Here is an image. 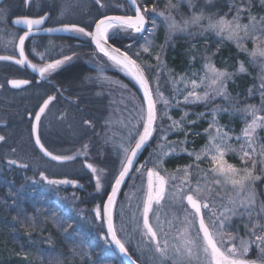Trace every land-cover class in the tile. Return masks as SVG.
<instances>
[{"label":"rangeland","instance_id":"rangeland-1","mask_svg":"<svg viewBox=\"0 0 264 264\" xmlns=\"http://www.w3.org/2000/svg\"><path fill=\"white\" fill-rule=\"evenodd\" d=\"M168 2L169 0H137L142 11L144 7L148 8V12L144 13L147 26L142 35L131 33L130 44L124 48V51L145 70L153 98L158 101L155 131L142 160L138 161L121 189L112 215L117 238L140 264H172L171 259L164 260L155 251V245L149 242V238L145 235L146 230L143 228L142 212L147 190V169L152 168L169 178L164 198L160 204H153L149 221L157 232L161 246L165 240L168 242V256L173 257V245L181 243L178 237L186 227L185 217L191 212L184 200L179 198L181 195L188 193L198 181L201 187L208 183L213 191L200 196L201 200L206 198L210 205L209 209H202L206 214V220L211 210L218 213L224 206L230 207V199L236 197V192L230 185L220 186L210 183L211 173L208 170L212 165L208 158L202 157L199 161L195 159L196 154L201 153L208 143L209 132L215 134V129H209V125L215 122L221 126L232 138L228 143L239 149L244 139L242 129L252 119L244 109L248 105L260 109L264 102L262 98L264 61L258 58L253 62L248 53L241 51L236 42L227 39L226 35L218 36L214 32L203 31V27L207 25L206 19L201 25L190 26L184 32L169 33L164 17L158 15L159 11L166 13L170 11L178 22L190 19L193 14L201 13L205 17L213 16L214 19L228 13L227 18L231 19L235 14V8L230 12V4L235 3L239 6L241 0H171L176 7L170 9L166 7ZM251 3L252 14L257 15L258 19L264 16V6L260 5L259 0H251ZM29 4L32 5L31 9H27L30 13L37 14L49 8L53 13L54 23L75 21L92 26L101 16L132 15L125 0H100V3H97V0H31ZM153 7L157 9L156 12L152 11ZM10 8L6 5V10ZM10 13H4V9L0 7L1 55L16 51L17 31L8 22L7 16ZM248 22V12L245 11L242 13L241 23ZM115 31L117 30H110L109 35L112 36ZM125 33L120 31L116 37L123 38ZM194 39L196 41H193ZM178 41L186 42L191 46V57L182 71L174 72L167 66L165 59L168 48L176 45ZM53 42H49L41 53L31 50V54L39 61L37 63L40 64V59L43 64L72 52L71 48L64 49L65 47ZM226 43L231 44L237 53L246 58L245 63L248 66L243 64L246 71L238 70L242 63L239 60L231 65L217 60L220 64L217 66L214 58L216 47ZM243 44L249 51L254 47L251 39L243 41ZM146 45L149 48L148 52L143 51ZM157 54L161 57L159 62L156 60ZM206 60H210L217 69L233 73L226 81L227 98L225 95L212 93L207 87L210 81L205 80L196 91L201 95L209 91V100L185 103L184 97L187 91L191 90V84L188 83L185 87V83L191 79L200 82L201 77L205 75ZM72 61L73 64L79 63L77 68L80 70L74 73V78H66L53 84V88L58 94L61 91V94L57 95L55 101L45 109L38 127L41 143L49 152L53 155L74 157L61 162L50 161L40 154L31 135L35 113L49 95L46 93L45 85H34L20 92L8 91L6 81L9 78L21 80L25 77V73L18 69L20 74L18 78H14L5 70L8 64L0 62V136L4 137V140L0 141V175L3 185L7 186L6 198L13 199L8 206L10 209H16L17 216L8 222V226L13 222L15 226L11 228L12 230H8L10 235L7 232L5 235L3 232L4 238L11 240L12 245H18L19 254H23L24 260L29 259L31 264H124L109 245L103 217L97 219L95 210L102 207L125 160L120 145L129 146L130 142L134 144V140L130 141V133L135 137L136 133L142 130L140 109L145 108L142 90L131 76L114 66L95 49L78 52L73 56ZM71 67L74 69L76 66ZM247 67H250L254 74L251 82L253 87L248 88L245 95L241 91L236 92V89L231 92L229 84L238 75L248 72ZM181 77L184 80H181ZM158 87L159 93L169 101L167 106L158 99ZM95 101L98 104H95ZM22 102L23 107L19 105L13 107ZM80 102H83L82 109L79 106ZM214 110H216L215 115H213ZM258 114L264 115V111ZM173 121L180 122L181 128L172 127ZM206 129L209 131H205ZM238 136L241 137V141L236 140ZM254 143L259 151V146L264 144V129L257 130ZM85 145H87L86 150ZM179 157L181 158L178 161L183 164H170L169 161ZM255 158L261 159L258 155ZM225 159L237 167L245 166L236 153L227 152ZM10 160L17 163L9 164ZM21 164L27 167H20ZM88 164H92L97 169V174L92 173L87 167ZM142 164L146 165L145 168L136 172L135 169L140 168ZM250 164L251 161L248 162L249 166ZM186 168L190 173L187 177L184 176ZM262 169L264 166L258 163L256 173L261 175V179L256 181L254 186L257 211L264 204V170ZM42 174L47 179H41ZM97 175L101 181L99 191L96 189ZM14 176H17L18 180L17 178L14 180ZM172 176L175 179H171ZM49 180H68L72 183L50 184ZM178 187L183 188V193L178 192ZM174 193H176L175 197ZM24 199H28L30 203L31 214L21 220L18 216ZM46 224L47 227L50 224L56 232H49ZM30 226L32 227L29 228ZM190 230L195 237L196 223ZM225 230L238 232L241 237L245 236V227L240 216H232L230 220H226ZM2 231L3 229H0V235ZM25 232L29 246L26 245L27 243L22 245L17 243L19 235ZM35 240L37 242L33 245L32 242ZM54 240H57L59 246ZM30 243L33 245V251H40L36 252L37 255L26 249L28 246L32 250ZM56 247L58 250H55ZM257 255L258 252L253 247L249 258L256 259Z\"/></svg>","mask_w":264,"mask_h":264},{"label":"snow or ice","instance_id":"snow-or-ice-1","mask_svg":"<svg viewBox=\"0 0 264 264\" xmlns=\"http://www.w3.org/2000/svg\"><path fill=\"white\" fill-rule=\"evenodd\" d=\"M100 3V0H97ZM130 3L135 7L134 16H107L100 19L95 24V32H86L83 27H77L75 25L66 27L64 30L74 31L82 33L85 36H91L95 42L96 48L104 57L111 61L116 67L124 70L129 76H131L143 89L144 100L147 103L146 109L141 107L140 109V120L142 121V131H138L136 136H131L130 141L134 140V144L130 142L129 146L120 145L125 155V160L122 162V169L119 174L115 177L114 184L111 186V194L107 198V203L98 207L95 210L96 218L101 219L107 217V228L108 233L111 235L112 242L119 248L120 252L127 255V249L125 245L117 238L116 231L113 225L112 209L116 202L117 193L120 191L121 185L124 183L125 178L128 177L130 170L133 169L134 160L136 159L140 150L152 137L155 131V123L158 119L157 115V100L153 98L152 91L149 87V81L145 76V70L139 63L131 58L125 51H121L120 48L112 47L109 44V40L119 35L120 31L127 32L131 30L135 33H142L145 30V24L147 22L144 13L148 12V8L144 7L143 11L140 6L137 5V0H130ZM261 6H264V0H259ZM103 6V5H101ZM191 6V5H190ZM167 8H175L176 5L171 3L169 0ZM235 8V14L231 19H228V13L218 18L213 16L205 17L203 13L196 15L193 14L190 19H184L182 22H178L171 12L159 11L158 15L164 17L167 23L169 33L180 31H186L190 26L201 25L203 20H207V25L203 27V31H211L216 35H226L229 40H234L237 47L241 51H245L252 58V61H256L258 58L264 61V16L253 15L251 12L252 3L251 0H241V4L237 6L235 3L230 4L229 11ZM153 12L157 9L153 7ZM248 12V23H241L242 13ZM215 15V14H214ZM45 17L39 19H28L25 18L22 21L16 20L15 23H23L27 26V31L24 35L18 38V49L19 59L15 60V63L24 65L27 62L25 56V40L30 35L34 26H39L44 23ZM155 24V20H153ZM115 29L117 31L109 36L110 30ZM52 31V29H48ZM251 39L253 42V49L249 51L244 47L243 41ZM150 43V42H149ZM144 52H148V46H144ZM139 55V53H137ZM12 56H0V60H12ZM71 57H65L64 60H56L54 63H50L38 69L40 75L43 77L45 73L55 70L65 60H70ZM156 60L159 62L161 57L159 54L156 55ZM33 70H37L35 65H29ZM264 67V65H262ZM205 75L201 77L198 83L196 79H191L185 83L187 87L188 83L191 84V90L187 91L184 97L185 103H195L198 101H208L210 93L205 91L203 95L196 91L200 88L205 80L210 81L208 88L211 92L216 95L226 94V81L231 78L233 73H229L227 70L217 69L210 60L205 61L204 65ZM240 72L246 71L243 63H241L239 69ZM195 75V74H194ZM181 80H184L181 77ZM12 87L19 88L22 85L28 83L27 80H12L10 81ZM123 86V85H122ZM126 87V86H123ZM262 87H264V81H262ZM157 95L160 102L166 106L169 101L159 93V87L157 88ZM264 98V94H262ZM53 97H49L39 108V111L35 113V124L33 125V132L37 133L35 137V143L40 148V151L45 156H50L52 160L62 161L74 159L72 156H58L53 155L49 152L45 146L41 143L40 136L38 134V127L40 124L41 116L44 114L49 103ZM226 111V109H224ZM215 111L213 115H215ZM244 111L252 116L249 123H246L242 129L243 142L240 143L239 149L233 147L228 143L232 139L227 132L223 131L222 127L216 124L209 125V129H215V134L209 132V140L205 145L201 153L196 154L195 159L201 160L202 157L208 158L211 162V168L208 172L211 173V184L228 186L230 185L236 192V197L230 199L229 206H224L222 211L218 213L215 210H211L210 215L207 216L202 209H209L210 205L207 199H200L202 194H210L213 189L209 187L208 183L201 187L199 181L194 188H190V191L186 194L181 195V200H186L187 205L191 208V212H188L185 217L186 227L181 231L178 239L181 240L179 245H173V257L168 256V242L165 240L163 246L157 238V232L149 221V213L152 211L153 204H160L164 198L166 184L169 178L161 175L158 171L149 168L147 169V190L146 198L143 204V228L146 230L145 235L149 238V242L155 245V251L160 254L162 259H171L172 264H264V204L256 210L257 200L254 192L255 182L261 179V175L256 173L257 164L264 166V144L259 146V151L254 143L258 129H264V115L258 114L264 111V102H262L261 108L257 109L255 106L248 105ZM167 115V113H165ZM187 115V114H185ZM202 115V114H201ZM170 118V117H169ZM183 119V118H182ZM195 123V121H190ZM172 127L181 128V124L178 121H173ZM206 129L205 131H209ZM187 135V134H186ZM4 137L0 136V141H3ZM237 141H241V137H236ZM163 147V146H161ZM85 150L87 145L84 146ZM174 150V149H173ZM233 152L239 155L241 163L244 167H237L232 163H229L226 159V153ZM167 155L168 153H164ZM192 155V153H189ZM259 156L261 159L257 160L255 157ZM251 161L250 166L248 162ZM14 160H10L9 164H16ZM20 167H27V165H19ZM146 165L142 164L140 168H136V172H140L141 169L145 168ZM87 167L91 169L92 173L97 174V169L92 164H88ZM191 167L190 165L188 166ZM199 167V165H197ZM264 170V169H262ZM190 173L186 168L184 170V176H189ZM175 179L174 176L170 177ZM41 179H47L41 175ZM186 182V181H185ZM50 184H68L72 183L68 180H49ZM96 189H101V181L99 175L96 177ZM178 192L183 193V188L178 187ZM174 197L176 193L173 194ZM242 209V211H241ZM187 212V209H185ZM232 216H240L241 222L245 227V236L241 237L238 232H232L225 230V221L230 220ZM193 217V219H188ZM246 217L247 219H244ZM157 219H159L157 217ZM194 223H198V229L196 236L193 237L191 234V226ZM162 229V226H161ZM202 234V235H201ZM199 241V243H197ZM258 252L256 259H250L249 253L252 248ZM134 264V262H133Z\"/></svg>","mask_w":264,"mask_h":264},{"label":"flooded vegetation","instance_id":"flooded-vegetation-1","mask_svg":"<svg viewBox=\"0 0 264 264\" xmlns=\"http://www.w3.org/2000/svg\"><path fill=\"white\" fill-rule=\"evenodd\" d=\"M30 1L31 0H23V1L22 0H6L5 2H3L0 5L1 9H4V13L11 12L7 16L8 22L10 25H11L10 21L14 17L40 18V17L44 16L45 14H49V18L47 19L44 26L40 29L33 30V32H35V34H33L32 36L27 38V40L25 41L24 48H25V56H26L27 60L32 65H35L36 69L38 70L42 66H45V65L50 64V63H54L56 60H64V58L66 56L71 57V59L65 60L64 63H62L55 70L50 71L48 73H45V75L43 77L41 75L37 76L33 73H30L25 68L24 65L15 64L12 62H3L4 64L13 65L17 69L22 70L25 73V77L22 79L27 80L29 82V84L27 86H24L23 88L18 89V90L10 89L8 86L7 87H8V91H10V92H20V91H25L26 89H29V88L33 87L34 85L39 86L41 84H44L46 93L49 94L48 97L46 98V100H48L49 97H53V99L51 100V102L48 105V106H50V104L55 101L56 96L61 94V91L58 94V91H56L53 88V84H55V82H57V81H58L57 83H59L66 78H72V77L74 78L73 72H72L71 76H67L68 75L67 72L70 69H73L71 67L72 65H75L76 68L78 67L77 65H79V63H75V62H74V64L72 63L73 62L72 61L73 56L76 55L80 51H83V50L86 51V50H90V49H94V48L92 45L91 36H85L82 33L74 32V31H67V30H66V33L61 35V36H50V35L44 34L43 31H45L47 29L54 28V27H58V26H69V27H71V26L75 25L77 27H83L86 32H92L94 24L100 18H102V16L97 18L96 22L92 26L84 25V24H81V23L75 22V21L69 22V23H54L53 22V18H54L53 13L51 12V10L49 8L43 9L40 13H37V14L28 12L27 9H29V8L31 9V7H32V5L29 4ZM6 5H9V7H11V8L6 10ZM127 16H129V15H127ZM9 18H10V20H9ZM14 30L17 31V41H16V45H17L19 36L23 35L25 33V31L18 29V28H14ZM131 33H132L131 30L127 31L122 39L118 38V37H113L112 39L109 40V43L124 51L125 46L130 44ZM109 36L111 37V35H109ZM49 42H53V43H56L60 46H63V47H65L64 49L71 48L72 52H70V54L65 55L63 57L61 56V57H58L55 59H51L50 61L45 62L43 64H42L43 61L40 59V64L37 63L39 61L34 55L31 54V50L35 51L37 53H41L42 50L45 48V46ZM16 45H15V49H16ZM64 52H66V51L64 50ZM2 55L12 56V57L16 58V51H14V53L2 54ZM0 62H2V61H0ZM70 64H72V65H70ZM69 65H70V67H68ZM65 70H67V72L65 74H63V72H65ZM14 78H18V77H14ZM9 80H10V78L8 79V81ZM8 81H6V85H7ZM65 81H67V80H65ZM71 81H74V80L71 79ZM95 104H98V102L95 101ZM82 105H83V102H80V104H79L80 109H82ZM33 120H34V118H33ZM33 120H32V123H33ZM31 135H32V125H31Z\"/></svg>","mask_w":264,"mask_h":264},{"label":"trees","instance_id":"trees-1","mask_svg":"<svg viewBox=\"0 0 264 264\" xmlns=\"http://www.w3.org/2000/svg\"><path fill=\"white\" fill-rule=\"evenodd\" d=\"M193 41H196V39H194ZM195 44H196L195 47H197L198 46L197 42H195ZM190 49H191V46L188 45L186 42H182V41H178L176 45L169 47L167 51V57L165 59L167 66L174 72L182 71L188 65V61L190 60V57H191ZM213 49L215 50L214 47ZM214 58H215V61L217 62V66L220 65L217 60H220L222 63L229 64V65L234 64L238 60L242 61L243 64H246L245 62H247L246 58L242 54L237 53L236 50L233 48V46L227 43L226 45L223 44L219 47H216V53L214 55ZM246 66L248 65L246 64ZM247 68H248L247 70L248 72L238 75V77L232 83L229 84V90L231 92H234L233 89H236V92L241 91V93L245 95L247 89L253 87V84L251 85V82H252V79H254V74L253 72H251L252 69L250 67H247ZM78 69L79 68L74 67V69H70L68 72L67 70H65L63 74L67 72L68 74L67 76H71L72 72L76 73ZM5 70L8 72V74L14 77H17L18 74H20L18 72V69L13 65L8 64V67H5ZM18 105L19 107H23V102L17 105H14L13 107H17ZM146 150H147V146L145 147L144 151L141 154L140 161L142 160ZM180 158L181 157L174 158L169 162L171 165H176L178 163L183 164L178 161ZM16 178L18 180L17 176L13 177L14 180H16ZM6 189H7V186L3 185L2 176L0 175V229H3L0 235V264H31L29 259L25 261L24 260L25 256L21 253L19 254L18 245H14V244L12 245L11 240H7V238H4L5 237L4 234L6 235L8 233L10 235L9 231L12 230L11 228L12 227L14 228L15 226L13 222V224L9 225L10 226L9 227L8 222L11 221L13 217H17L15 215L16 209H10V207L8 206L9 204L11 205L13 199L10 200L6 198V196L8 195V191ZM30 210H31V206H30V203L28 202V199L26 200L24 199L20 206L21 214L19 211V216H18L19 219L21 218L22 220L24 216L31 214V212H29ZM31 227L32 226H30L29 228ZM46 227H47V224H46ZM47 228L49 229V232H52V233L56 232L54 229L51 228L50 224H49V227ZM16 236L18 237V234H16ZM27 240L28 239L26 238V232L23 235L21 233V235H19V239L17 243H19L20 245L27 243L26 245L29 246V243ZM36 242H37L36 240L32 242L33 245ZM54 242L55 244H58L59 246V243L57 242V240H54ZM32 243H30L32 250L28 246L26 247V249H29L35 255H37V253H39L40 251L39 252L36 251L37 253L33 251ZM57 248L58 247H56L55 250H58ZM128 253L131 255V257L136 262H139L130 251H128Z\"/></svg>","mask_w":264,"mask_h":264},{"label":"water","instance_id":"water-1","mask_svg":"<svg viewBox=\"0 0 264 264\" xmlns=\"http://www.w3.org/2000/svg\"><path fill=\"white\" fill-rule=\"evenodd\" d=\"M5 1H6V0H0V5H1L3 2H5ZM125 1H126V3L128 4V6H129V8L131 9V12H132V15H129V16H134V15H135V7H136V6L132 5V4L130 3V0H125ZM137 5H138V3H137ZM138 6H139V5H138ZM108 16H125V15H108ZM42 17H45V18H46V19L44 20V23L41 24V25H39L38 27H37V26H34L33 29H32V31H31V33H30V35L28 36V38H29L30 36H32L33 34H35V32H33V30L40 29V28H42V27L44 26V24L46 23L47 19L49 18V14H45V15L42 16ZM105 17H107V16H104V17H102V18H100V19H103V18H105ZM25 18H28V19H39V18H29V17H14V18H12L11 21H10L11 26L14 27V28H18V29L24 30V31L26 32V31H27V26H26V25H24L23 23H20V24L15 23L16 20H21V21H22V20L25 19ZM40 18H41V17H40ZM100 19H99V20H100ZM99 20H98V21H99ZM98 21H97V22H98ZM97 22H96V23H97ZM96 23H95V24H96ZM95 24H94V26H93V30H92V32H95ZM146 26H147V22H146V24H145V29H146ZM66 27H69V26H58V27H54V28H51L52 31H48V29H47V30L43 31V33L46 34V35H50V36H61V35H63V34L66 33V30H64ZM144 31H145V30H144ZM144 31H143V32H144ZM143 32H142V33H135V32H132V33H133V34H137V35H142ZM23 35H24V34H23ZM26 40H27V39H26ZM26 40H25V41H26ZM92 44H93V46H94L95 51H96L97 53H99V54H102V53H100L99 50L96 48L95 42H94L93 40H92ZM109 44H110V43H109ZM17 45H18V42H17ZM17 45H16V58L13 57L14 59H12V60H0V61L15 63V60L20 58V57H19V49H18ZM110 45H111L112 47H116V46H114V45H112V44H110ZM117 48H118V47H117ZM121 51H123V50L121 49ZM102 55H103V54H102ZM0 56H4V55H0ZM131 58H132V57H131ZM27 62H28V63L24 64L25 68H26L30 73H33V74L39 76V75H40L39 71H38V70H35V71H34L33 68L29 66V65H32V64H31L28 60H27ZM15 64H17V63H15ZM42 67H44V66H42ZM12 80H20V79H10V80L7 82L8 87H9L10 89H14V90L21 89V88H23L24 86H27V85L29 84V82H28L27 84L22 85V86L19 87V88H14V87H12V85H11V83H10V81H12ZM149 87H150V84H149ZM141 90H142L143 102H144L145 109H146V107H147V103H146V101L144 100V92H143V89L141 88ZM150 90H151V87H150ZM43 104H44V103H43ZM43 104H42L41 106H43ZM41 106H40V107H41ZM38 111H39V110H38ZM38 111H37V112H38ZM35 123H36V122H35V118H34L33 123H32V139H33V143H34L36 149H37V150L39 151V153L42 154L46 159H48V160H50V161H53V162H61V161L52 160L50 156H45L44 153L40 151V148H39V147L36 145V143H35V137H36V134H37V133H34V132H33V125H34ZM141 131H142V130H141ZM149 141H150V139H149ZM149 141L144 145V147H143V148L140 150V152L138 153L136 159L134 160L133 169L135 168V166L137 165L138 161L140 160L141 154H142V152L144 151L145 147L148 145ZM121 169H122V166H121ZM121 169H120V170H121ZM133 169L130 170L128 177L125 178L124 183H123V184L121 185V187H120V191H121V189L123 188V186L125 185V183L127 182V180H128V178H129L130 174L132 173ZM119 172H120V171H119ZM118 174H119V173H118ZM113 184H114V183H113ZM120 191L117 193L116 200H117V197H118ZM110 194H111V189H110L108 195L106 196V198H105V200H104V202H103V205L107 203V198H108V196H109ZM184 202H185L186 206L191 210V208L187 205L186 200H184ZM114 205H115V204H114ZM113 208H114V206H113ZM112 215H113V209H112ZM103 223H104V229H105V233H106V237H107L108 243H109V245L112 247V249L115 251V253L120 257V259L122 260V262H123L124 264H133V262H134V264H140V263L136 262V261L131 257V255H130L129 253H128L127 255H124L123 253H121L120 250H119V248L115 245V243L112 242V240H111V235L108 233V228H107V217H106V216L103 217ZM196 225H197V229H198V223H196ZM201 235H202V234H201Z\"/></svg>","mask_w":264,"mask_h":264}]
</instances>
